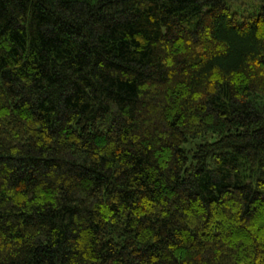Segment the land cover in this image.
<instances>
[{
	"label": "trees",
	"instance_id": "1",
	"mask_svg": "<svg viewBox=\"0 0 264 264\" xmlns=\"http://www.w3.org/2000/svg\"><path fill=\"white\" fill-rule=\"evenodd\" d=\"M0 264H264V0H0Z\"/></svg>",
	"mask_w": 264,
	"mask_h": 264
},
{
	"label": "rangeland",
	"instance_id": "2",
	"mask_svg": "<svg viewBox=\"0 0 264 264\" xmlns=\"http://www.w3.org/2000/svg\"><path fill=\"white\" fill-rule=\"evenodd\" d=\"M232 5L239 12L243 14H248L253 11V8L260 4V0H231ZM193 146V142H188L185 144V148L189 149Z\"/></svg>",
	"mask_w": 264,
	"mask_h": 264
}]
</instances>
